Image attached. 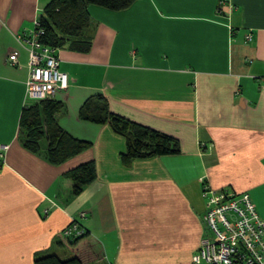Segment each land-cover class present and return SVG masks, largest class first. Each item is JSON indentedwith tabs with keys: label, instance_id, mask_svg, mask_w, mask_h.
Masks as SVG:
<instances>
[{
	"label": "crops",
	"instance_id": "0c3cea01",
	"mask_svg": "<svg viewBox=\"0 0 264 264\" xmlns=\"http://www.w3.org/2000/svg\"><path fill=\"white\" fill-rule=\"evenodd\" d=\"M51 2L0 0V264H36L80 213L94 264H193L207 233L205 183L250 194L264 219V0L90 6L89 49L59 50L70 86L55 100L59 125L92 146L60 165L30 152L20 128L30 59L19 37ZM98 94L112 113L176 138L181 153L124 166L126 139L79 117ZM90 161L97 179L74 196L67 173Z\"/></svg>",
	"mask_w": 264,
	"mask_h": 264
},
{
	"label": "trees",
	"instance_id": "16d2710c",
	"mask_svg": "<svg viewBox=\"0 0 264 264\" xmlns=\"http://www.w3.org/2000/svg\"><path fill=\"white\" fill-rule=\"evenodd\" d=\"M135 2L136 0H52L40 17L45 29L41 42L45 46L59 49L70 43L76 50L87 51L90 45V6L122 12L130 9ZM63 109V104L56 100L34 103L23 110L20 120L25 147L32 153L45 155L54 165H60L92 146L91 143L74 138L59 125L56 117ZM79 117L82 121L109 125L115 134L126 139L127 149L121 155L126 167L131 166L135 160L176 156L181 153L180 143L176 138L112 113L103 95L90 97L82 106ZM67 177L74 184V196H79L87 186L96 181V164L90 161L67 173ZM77 221L80 223L79 219ZM84 231L81 237L61 235L62 240L56 243L72 252L71 259L63 260L57 254H51L38 256L36 264H94L97 255L90 243L89 234L86 229Z\"/></svg>",
	"mask_w": 264,
	"mask_h": 264
},
{
	"label": "built area",
	"instance_id": "2783aa9c",
	"mask_svg": "<svg viewBox=\"0 0 264 264\" xmlns=\"http://www.w3.org/2000/svg\"><path fill=\"white\" fill-rule=\"evenodd\" d=\"M44 35L45 29L37 19L34 31L19 37L29 46L26 103L51 100L69 89L70 78L60 70L61 61L56 50L41 42ZM9 61L17 64L18 53L11 54ZM203 195L206 199L203 222L207 233L193 257V264H264V219L250 194L216 190L205 183ZM84 233L75 220L63 236L81 237Z\"/></svg>",
	"mask_w": 264,
	"mask_h": 264
},
{
	"label": "rangeland",
	"instance_id": "374dc122",
	"mask_svg": "<svg viewBox=\"0 0 264 264\" xmlns=\"http://www.w3.org/2000/svg\"><path fill=\"white\" fill-rule=\"evenodd\" d=\"M51 48H54V47H51ZM55 50H56V52H57V55H58V52H59V48H54ZM69 86H70V84H69ZM57 96V95H56ZM56 99V97H54L53 99H51V100H45V101H52V100H55ZM45 101H33V102H27L26 103V105H25V108L26 107H29L30 105H32V104H34V103H41V102H45ZM24 108V109H25ZM46 157V156H45ZM1 159H3V157L1 158ZM256 206V205H255ZM47 211V210H46ZM86 218V213H80V215H79V219L81 220V219H85ZM75 220L76 219H74V220H72V222H71V224L70 225H72V223L73 222H75ZM82 228H84V227H82ZM66 230H67V228L66 229H64V231H62V234L61 235H63V232H66ZM85 230V229H84ZM57 243V242H56ZM55 243V249H53L48 255H51V254H57L58 256H60V258H62L63 260H69V259H71L72 258V256H73V254H72V252L69 250V249H67L66 247H63V248H61V247H59L57 244Z\"/></svg>",
	"mask_w": 264,
	"mask_h": 264
}]
</instances>
